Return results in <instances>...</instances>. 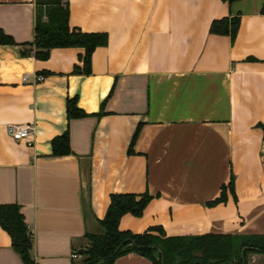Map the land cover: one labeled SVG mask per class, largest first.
Wrapping results in <instances>:
<instances>
[{
  "label": "crops",
  "instance_id": "1",
  "mask_svg": "<svg viewBox=\"0 0 264 264\" xmlns=\"http://www.w3.org/2000/svg\"><path fill=\"white\" fill-rule=\"evenodd\" d=\"M64 1L71 27L107 36L90 74L75 72L82 48L21 55L37 0H0V29L16 43L0 44V204L19 206L34 261L81 264L112 193L151 196L121 231L264 234V0ZM234 16V38L210 32ZM72 97L84 114L68 120ZM10 123H32V145L12 139ZM65 131L71 151L53 156ZM230 177L234 194L210 206ZM0 264H24L1 227ZM113 264L152 263L129 253Z\"/></svg>",
  "mask_w": 264,
  "mask_h": 264
},
{
  "label": "trees",
  "instance_id": "2",
  "mask_svg": "<svg viewBox=\"0 0 264 264\" xmlns=\"http://www.w3.org/2000/svg\"><path fill=\"white\" fill-rule=\"evenodd\" d=\"M227 4L239 0H223ZM264 12V6L262 8ZM44 18V20H43ZM239 17L215 19L210 24V32L229 34L235 37ZM35 38L31 43H21V55L30 53L40 60L49 57L53 48L78 47L82 67L75 72L90 74L91 56L96 47L107 43V36L98 32H81L69 24V9L64 0H37L34 26ZM0 44H16L0 29ZM22 46H30L23 49ZM77 98L66 99L67 119L77 118L84 113L77 107ZM264 131V122L260 124ZM139 128L132 138L133 143ZM52 155L63 156L70 153L68 132L54 137L51 141ZM131 148L129 149V151ZM227 191L234 194L231 177L220 187L218 197L208 202L210 206L226 200ZM151 200L147 193H112L105 216L99 221L104 232L87 234L88 246L82 252L81 264H113L126 254L136 253L152 264H244L252 252L264 253V234L237 235L212 234L166 236L161 226L149 227L142 233L121 231L119 222L123 215L140 217ZM0 227L9 235L11 246L24 264H37L31 256L32 236L19 206L0 204Z\"/></svg>",
  "mask_w": 264,
  "mask_h": 264
},
{
  "label": "built area",
  "instance_id": "3",
  "mask_svg": "<svg viewBox=\"0 0 264 264\" xmlns=\"http://www.w3.org/2000/svg\"><path fill=\"white\" fill-rule=\"evenodd\" d=\"M42 75H35L34 82H40L43 80ZM23 81L26 80V77L22 79ZM7 134L14 139L15 141H26L27 145H32V137L35 133V126L32 123H20V124H13L10 123L6 126ZM76 256V255H74Z\"/></svg>",
  "mask_w": 264,
  "mask_h": 264
},
{
  "label": "water",
  "instance_id": "4",
  "mask_svg": "<svg viewBox=\"0 0 264 264\" xmlns=\"http://www.w3.org/2000/svg\"><path fill=\"white\" fill-rule=\"evenodd\" d=\"M82 252V249L81 250H79V253H81Z\"/></svg>",
  "mask_w": 264,
  "mask_h": 264
},
{
  "label": "rangeland",
  "instance_id": "5",
  "mask_svg": "<svg viewBox=\"0 0 264 264\" xmlns=\"http://www.w3.org/2000/svg\"><path fill=\"white\" fill-rule=\"evenodd\" d=\"M43 20H44V18H43Z\"/></svg>",
  "mask_w": 264,
  "mask_h": 264
},
{
  "label": "flooded vegetation",
  "instance_id": "6",
  "mask_svg": "<svg viewBox=\"0 0 264 264\" xmlns=\"http://www.w3.org/2000/svg\"><path fill=\"white\" fill-rule=\"evenodd\" d=\"M150 261V260H149Z\"/></svg>",
  "mask_w": 264,
  "mask_h": 264
}]
</instances>
